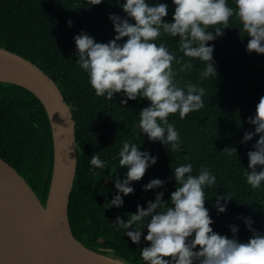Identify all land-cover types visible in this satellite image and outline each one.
Wrapping results in <instances>:
<instances>
[{"label": "trees", "instance_id": "1", "mask_svg": "<svg viewBox=\"0 0 264 264\" xmlns=\"http://www.w3.org/2000/svg\"><path fill=\"white\" fill-rule=\"evenodd\" d=\"M91 2L0 0V48L42 70L57 85L72 112L77 147L76 174L67 209L72 236L92 251L128 264H143L138 256L139 248L146 243L142 239L143 231L141 242L133 244L109 221L117 215L126 219L128 212H135L137 203L146 206L145 201L161 190L142 188L152 178L165 181L162 199L166 201L175 187L170 167L185 162H192L194 171L199 165H206L216 176V186L205 189L204 202L213 221L210 225L213 231L230 237L228 225L234 224L237 240L245 242L251 234L241 218L245 216L251 218L256 231H264V186L252 189L242 175L247 168L246 152L258 136L240 143L243 132L253 128L245 118L252 115L264 94V54L245 50L249 37L240 31L235 18L229 19L228 27L222 29L223 35L206 42L213 45L216 75L198 79L203 66L198 60L193 61L190 71L179 74L181 81L191 80L205 89L204 105L182 119L176 113L168 116L182 141L180 151H168L158 141H150L146 134L139 133L136 127L138 111L148 103L145 98L127 100L125 105H120L118 94L114 93L112 100L98 97L89 86L86 73L76 64L72 36L84 30L94 41L106 42L114 36L108 14L124 16L116 0ZM160 2L168 4L162 19L170 21L174 8L171 0ZM68 20L72 22L70 27L66 24ZM161 39L170 50H176L171 39L159 37L158 42ZM125 139L155 155L156 160L139 180L130 182L133 192L121 194L120 207L104 208L116 191L111 177L121 178L125 172L118 160L111 158ZM229 146L236 148L231 157L221 151ZM93 152L108 161L105 169L91 168L88 161ZM0 159L24 179L44 206L53 163L50 125L43 107L31 93L6 83H0ZM104 176L110 178L106 181ZM216 193L232 197L222 213L213 207ZM109 248L111 252L102 251Z\"/></svg>", "mask_w": 264, "mask_h": 264}, {"label": "clouds", "instance_id": "2", "mask_svg": "<svg viewBox=\"0 0 264 264\" xmlns=\"http://www.w3.org/2000/svg\"><path fill=\"white\" fill-rule=\"evenodd\" d=\"M100 2L92 0L91 4ZM116 3L124 16L108 14L114 31L111 39L94 41L84 30L72 36L75 62L86 73L94 95L112 100L114 93L118 94L120 105L145 98L147 106L139 109L136 122L139 133L146 134L150 141H158L168 151H180V132L168 116L176 113L182 119L190 111L201 109L205 89L191 80L181 81L179 74L190 71L193 61L198 60L203 64L198 79L216 75L213 45L206 42L223 35L222 29L228 27L230 18H235L240 31L249 37L245 50L264 54V0H171L174 8L170 21L162 19L168 4L160 0ZM71 23L66 21L69 27ZM159 37L171 39L176 50H170L163 39L158 42ZM245 119L253 128L243 132L240 143L254 135L258 138L246 152L247 168L242 175L245 183L256 189L264 186V94L252 115ZM221 151L231 157L236 148L229 146ZM111 158L117 159L125 172L121 178L111 177L116 191L104 208L120 207L121 194L133 192L130 182L139 180L156 160L155 155L127 139ZM88 163L91 168L105 169L108 161L93 152ZM170 168L175 187L166 201L162 199L165 181L152 178L142 188L161 190L145 201L146 206L137 203L135 212H128L126 219L117 215L109 221L133 244L141 242L143 231L146 243L138 255L143 264H264V231H256L250 217H241L251 233L245 242L237 240L234 224L228 225L230 237L212 230L213 221L204 206L205 189L216 186V176L210 168L201 164L194 171L192 162ZM109 178L104 176L106 181ZM214 196L215 211L224 212L231 195Z\"/></svg>", "mask_w": 264, "mask_h": 264}, {"label": "water", "instance_id": "3", "mask_svg": "<svg viewBox=\"0 0 264 264\" xmlns=\"http://www.w3.org/2000/svg\"><path fill=\"white\" fill-rule=\"evenodd\" d=\"M0 83L18 86L39 101L53 144L44 206L0 159V264H125L88 249L72 236L67 209L77 165L75 124L57 85L35 64L5 48H0Z\"/></svg>", "mask_w": 264, "mask_h": 264}]
</instances>
